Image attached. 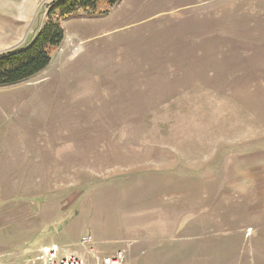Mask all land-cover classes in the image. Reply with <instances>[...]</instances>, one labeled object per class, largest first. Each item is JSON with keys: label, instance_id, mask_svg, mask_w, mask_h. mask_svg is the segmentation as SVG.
<instances>
[{"label": "rangeland", "instance_id": "obj_1", "mask_svg": "<svg viewBox=\"0 0 264 264\" xmlns=\"http://www.w3.org/2000/svg\"><path fill=\"white\" fill-rule=\"evenodd\" d=\"M55 1L0 0V52ZM64 26L45 69L0 85V264L90 261L85 234L121 264H264V0H121Z\"/></svg>", "mask_w": 264, "mask_h": 264}, {"label": "trees", "instance_id": "obj_2", "mask_svg": "<svg viewBox=\"0 0 264 264\" xmlns=\"http://www.w3.org/2000/svg\"><path fill=\"white\" fill-rule=\"evenodd\" d=\"M121 0H58L45 13V22L24 44L0 52V85L27 80L45 69L52 50L65 37V20L72 16L98 17Z\"/></svg>", "mask_w": 264, "mask_h": 264}, {"label": "built area", "instance_id": "obj_3", "mask_svg": "<svg viewBox=\"0 0 264 264\" xmlns=\"http://www.w3.org/2000/svg\"><path fill=\"white\" fill-rule=\"evenodd\" d=\"M90 236L83 235L80 238V245L86 248L87 253L92 255L90 261L72 252H60L56 245L44 248L41 264H121L124 259V251L116 250L115 254L100 256L97 249L90 244Z\"/></svg>", "mask_w": 264, "mask_h": 264}, {"label": "crops", "instance_id": "obj_4", "mask_svg": "<svg viewBox=\"0 0 264 264\" xmlns=\"http://www.w3.org/2000/svg\"><path fill=\"white\" fill-rule=\"evenodd\" d=\"M41 71H42V70H41ZM38 73H40V72H38ZM38 73H37V74H38ZM37 74H36V75H37ZM36 75H34V76H36ZM34 76H32V77H34ZM32 77H31V78H32ZM134 232H135V231H134ZM140 236H141V235H140ZM143 239H145V238H143ZM117 250H123V251H124L125 248L123 247V248H121V249L119 248V249H117ZM65 252H72V251H65ZM86 252H87V251H86ZM72 253H74V252H72ZM98 254H99V253H98ZM78 255H80V256L86 258V255H83V254H78ZM124 257H125V254H124ZM41 259H42V257L40 258V262H39L38 264H41ZM129 259H131V258H130V256H129V254L127 253V262H128V263H129Z\"/></svg>", "mask_w": 264, "mask_h": 264}]
</instances>
